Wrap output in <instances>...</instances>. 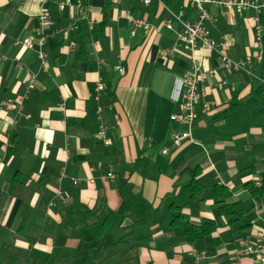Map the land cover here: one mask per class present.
I'll use <instances>...</instances> for the list:
<instances>
[{
  "label": "crops",
  "instance_id": "1",
  "mask_svg": "<svg viewBox=\"0 0 264 264\" xmlns=\"http://www.w3.org/2000/svg\"><path fill=\"white\" fill-rule=\"evenodd\" d=\"M61 1L0 0V251L14 257L4 252L10 245L34 259L58 260L76 250L79 236L60 232L58 209L77 196L89 207L104 199L114 212L123 202L162 207L144 230L140 264H258L242 251L262 242L264 199L243 186L260 184L264 173V115L238 103L264 84V41L259 61L255 39L258 24L264 37V12L206 6L211 39L233 60L251 62L235 72L222 68L217 52L192 51L179 40L182 26L171 13L200 20L188 0H71L63 11ZM43 13L53 21L50 36L28 50L20 41L36 35ZM133 18L145 20L151 33L133 36ZM84 36L89 43L81 52L77 39ZM193 59L204 75L197 119L192 138L176 147L173 138L185 127L171 117L182 112L177 91ZM10 99L22 102L20 112L6 109ZM101 129L110 145L98 140ZM140 159L149 166L163 159L169 167L157 178L151 170L144 175L135 168ZM197 170L202 203L186 190ZM217 185L229 190L230 202H244L239 221L229 224L214 205ZM172 204L192 224L210 222L216 230L189 244L171 226Z\"/></svg>",
  "mask_w": 264,
  "mask_h": 264
},
{
  "label": "trees",
  "instance_id": "2",
  "mask_svg": "<svg viewBox=\"0 0 264 264\" xmlns=\"http://www.w3.org/2000/svg\"><path fill=\"white\" fill-rule=\"evenodd\" d=\"M264 26V17H262ZM106 21L102 23V27ZM264 41V37H263ZM77 42L83 52L88 41V36L78 38ZM254 106L255 115H264V84L252 90L250 97L244 102H239L238 107ZM169 164L163 159H158L152 166L147 160L140 159L135 168L142 174L153 171L155 178L165 172ZM197 170L186 186L191 201L202 203L205 201L203 187L197 180ZM243 188L252 198L264 199V173L260 184L248 182ZM217 201L214 205L224 214L228 223L237 222L244 215V202L239 200L230 202L232 194L226 187L215 186ZM171 226L181 228L189 244L209 237L216 226L210 222L201 225L192 224L182 214V208L172 204ZM58 212L61 216L59 230L67 237L74 234L79 236V245L76 250L60 257L58 260L48 258L38 260L32 258L27 250L17 249L6 245L4 252L13 254L15 264H140V252L146 239L145 228L155 224L163 215L162 207L154 208L148 203L133 204L123 202L117 212L112 211L104 199H100L93 207L80 202L74 196L68 204L60 206ZM27 214H25L26 216ZM2 235V232L0 233ZM33 243V242H31ZM0 264H3L0 261Z\"/></svg>",
  "mask_w": 264,
  "mask_h": 264
},
{
  "label": "built area",
  "instance_id": "3",
  "mask_svg": "<svg viewBox=\"0 0 264 264\" xmlns=\"http://www.w3.org/2000/svg\"><path fill=\"white\" fill-rule=\"evenodd\" d=\"M49 1V0H45ZM152 0H143L145 4H149ZM189 3L195 7L200 12V20L198 22H190L182 19L183 14H174L172 16L181 24L182 29L179 32V40L186 44L190 50L194 51L198 46H202L208 50H212L218 53V58L221 61L222 68L228 71L241 72L246 70V66L250 65L251 62L248 60L245 61H235L230 58L224 50L221 49V46H218L210 37L209 32L203 26V22L209 18V15L206 11V6L208 4L222 5L225 9L235 10L236 13L242 14L246 10L254 9L257 13L264 12V0H188ZM72 4L71 0H64L59 3V9L63 11L67 6ZM133 29L132 35L135 36L136 33L143 29L145 34L148 36L152 27L148 25L145 20L142 19H131ZM259 23V21H258ZM53 26L52 19L45 13L41 14L39 17V25L36 28V35H32L24 38L20 41V44L28 49L32 50L36 46L42 48L50 36L49 31ZM168 29H172L171 24H167ZM255 39L259 53L257 59L262 60L263 57V28L260 24L256 26ZM224 47V44H222ZM169 51L166 50L164 54H167ZM39 57L42 61V64L46 67V55L42 52H39ZM120 71H122L120 69ZM36 77L31 75L29 89H34ZM204 75L201 72V67L199 63L193 59L192 66L189 73V77L186 81L181 82L178 91L177 99L179 100L183 97L182 101V112L179 115H173L171 117L172 122L180 124L185 127V130L176 134L173 138V144L176 147H180L183 142L192 138V128L197 119L196 106L199 102L200 95L198 92V86L203 81ZM104 85L99 83L98 90H103ZM7 110H22V102L19 100H8L5 104ZM210 106L207 104L205 106L204 112L207 113L210 111ZM105 129H101L97 134L98 140L104 142L105 145H110V141L105 138ZM166 153V152H164ZM112 177V175H110ZM62 199V197H61ZM53 202L50 204L52 205ZM261 244L258 246L248 245L245 246V249L242 251L244 255H249L254 257L258 264H264V232H261Z\"/></svg>",
  "mask_w": 264,
  "mask_h": 264
},
{
  "label": "rangeland",
  "instance_id": "4",
  "mask_svg": "<svg viewBox=\"0 0 264 264\" xmlns=\"http://www.w3.org/2000/svg\"><path fill=\"white\" fill-rule=\"evenodd\" d=\"M1 247V246H0ZM0 257H4L6 258L5 260V264H15V259L12 255H6V254H3L1 251H0ZM11 260V261H10Z\"/></svg>",
  "mask_w": 264,
  "mask_h": 264
}]
</instances>
